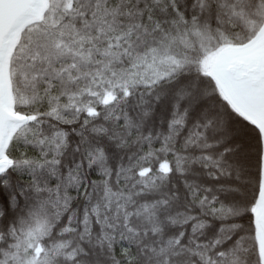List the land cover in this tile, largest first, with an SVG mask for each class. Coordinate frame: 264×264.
<instances>
[{
	"label": "snow or ice",
	"instance_id": "6c2138e0",
	"mask_svg": "<svg viewBox=\"0 0 264 264\" xmlns=\"http://www.w3.org/2000/svg\"><path fill=\"white\" fill-rule=\"evenodd\" d=\"M0 264H264V0H0Z\"/></svg>",
	"mask_w": 264,
	"mask_h": 264
}]
</instances>
